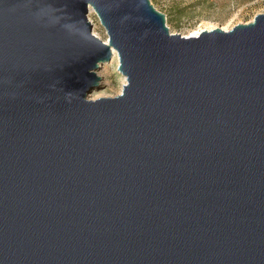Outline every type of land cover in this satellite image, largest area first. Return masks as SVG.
Instances as JSON below:
<instances>
[{
  "label": "water",
  "instance_id": "water-1",
  "mask_svg": "<svg viewBox=\"0 0 264 264\" xmlns=\"http://www.w3.org/2000/svg\"><path fill=\"white\" fill-rule=\"evenodd\" d=\"M0 264H264V14L183 37L150 0H0Z\"/></svg>",
  "mask_w": 264,
  "mask_h": 264
},
{
  "label": "rangeland",
  "instance_id": "rangeland-1",
  "mask_svg": "<svg viewBox=\"0 0 264 264\" xmlns=\"http://www.w3.org/2000/svg\"><path fill=\"white\" fill-rule=\"evenodd\" d=\"M153 7L166 18L171 34L192 37L194 33L222 29L229 31L237 25L251 23L257 15L264 14V0H150ZM89 21L93 34L108 42L105 29L97 15L90 10ZM101 66L97 76L100 88L93 91L90 100L115 98L122 93L125 78L118 72V57Z\"/></svg>",
  "mask_w": 264,
  "mask_h": 264
},
{
  "label": "bare ground",
  "instance_id": "bare-ground-1",
  "mask_svg": "<svg viewBox=\"0 0 264 264\" xmlns=\"http://www.w3.org/2000/svg\"><path fill=\"white\" fill-rule=\"evenodd\" d=\"M201 33H199V32H196V33H194V35L192 36V37H197V36H199ZM113 57H116L115 56V53H114V56ZM119 62V61H118Z\"/></svg>",
  "mask_w": 264,
  "mask_h": 264
}]
</instances>
